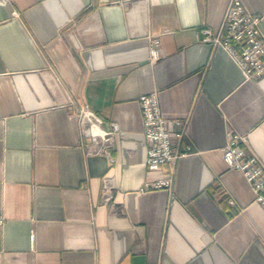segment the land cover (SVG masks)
I'll list each match as a JSON object with an SVG mask.
<instances>
[{
    "label": "crops",
    "instance_id": "0c3cea01",
    "mask_svg": "<svg viewBox=\"0 0 264 264\" xmlns=\"http://www.w3.org/2000/svg\"><path fill=\"white\" fill-rule=\"evenodd\" d=\"M240 1L264 36V0ZM229 2L0 4V264H264V208L223 158L232 131L264 168V75L202 32ZM153 91L192 147L172 194L145 188Z\"/></svg>",
    "mask_w": 264,
    "mask_h": 264
},
{
    "label": "built area",
    "instance_id": "2783aa9c",
    "mask_svg": "<svg viewBox=\"0 0 264 264\" xmlns=\"http://www.w3.org/2000/svg\"><path fill=\"white\" fill-rule=\"evenodd\" d=\"M7 0H0V4ZM261 16L248 12L240 0H230L222 23L216 32L203 29L206 41L223 48L234 60L244 79H258L264 75V36L260 29ZM160 41L152 37L150 57L153 61L161 58ZM144 127L143 135L148 144L146 166L148 173L159 176L145 183L150 190H166L172 194L176 161L190 153V145L182 146L183 134L175 139L169 129V120L163 115L156 91L140 97ZM83 118L92 119L87 109H82ZM228 141L223 148V158L233 169L242 171L249 183L255 201L264 208V168L257 157L247 153V139L229 131ZM233 203V202H231ZM4 218L0 215V225Z\"/></svg>",
    "mask_w": 264,
    "mask_h": 264
}]
</instances>
